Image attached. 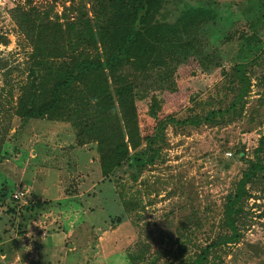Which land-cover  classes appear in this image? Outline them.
<instances>
[{"label":"rangeland","instance_id":"obj_1","mask_svg":"<svg viewBox=\"0 0 264 264\" xmlns=\"http://www.w3.org/2000/svg\"><path fill=\"white\" fill-rule=\"evenodd\" d=\"M69 1L31 0L39 8L52 4L57 13ZM195 1L164 0L157 17L173 20ZM202 1H215L255 21L264 47V0ZM25 2L0 0V35L7 38L0 42V264H167L178 256L182 240L185 247L179 256L185 257L224 231V195L246 164L224 147L242 146L244 156L251 157L258 137L264 140V51L246 70L250 86L239 118L224 125H167L158 160L136 178L125 174L110 182L102 178L92 144H75V129L68 121L29 118L20 125L12 113L30 46L9 9ZM213 18L198 29L200 51L207 55L215 43L209 41L212 34H224V19ZM223 46L220 56L229 53ZM216 69L212 61L202 70L189 56L176 68V89L160 91L159 112L182 116L223 106L231 95L228 74H216ZM9 84L13 97L2 89ZM226 156L232 158L224 167ZM262 181L250 184V196L242 204L239 240L216 247L208 264H264ZM21 189L23 193L14 197ZM28 204L32 208H24Z\"/></svg>","mask_w":264,"mask_h":264},{"label":"trees","instance_id":"obj_2","mask_svg":"<svg viewBox=\"0 0 264 264\" xmlns=\"http://www.w3.org/2000/svg\"><path fill=\"white\" fill-rule=\"evenodd\" d=\"M25 1L9 9L30 46L12 113L20 125L29 118L68 121L75 129V144H92L102 178L110 182H118L125 174L136 178L156 162L166 143L167 125H224L242 115L250 86L246 70L257 62L264 47L258 24L238 10L197 0L168 21L157 17L164 0H71L60 13L52 4L39 8L31 0ZM212 18L224 19V34H212L209 41L215 43L207 55L200 51L198 29ZM6 41L5 35H0V42ZM223 44L229 53L220 56ZM189 56L202 70L209 69L213 61L216 74H228L226 88L231 95L223 106L182 116H176V111L161 114L160 91L176 89V68ZM224 58L230 63H224ZM10 86L2 89L13 97ZM224 148L233 149L232 156L246 161L224 195L220 226L226 229L185 257L179 256L185 247L182 240L178 256L167 264H208L216 247L239 240L238 215L250 196V184L264 179L263 135L251 157L244 156L242 146ZM232 156L224 157V167ZM119 219L116 215L114 220ZM149 264L154 263L149 260Z\"/></svg>","mask_w":264,"mask_h":264},{"label":"built area","instance_id":"obj_3","mask_svg":"<svg viewBox=\"0 0 264 264\" xmlns=\"http://www.w3.org/2000/svg\"><path fill=\"white\" fill-rule=\"evenodd\" d=\"M225 153L230 154V151H225ZM22 193H23V190L21 189L18 191V193L14 194V197H17V196L21 195Z\"/></svg>","mask_w":264,"mask_h":264},{"label":"crops","instance_id":"obj_4","mask_svg":"<svg viewBox=\"0 0 264 264\" xmlns=\"http://www.w3.org/2000/svg\"><path fill=\"white\" fill-rule=\"evenodd\" d=\"M21 186H24V185H21Z\"/></svg>","mask_w":264,"mask_h":264}]
</instances>
